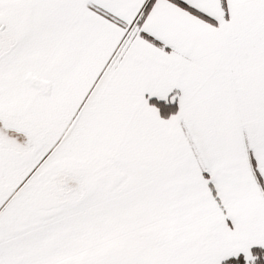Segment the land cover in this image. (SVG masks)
Instances as JSON below:
<instances>
[{
	"label": "snow or ice",
	"instance_id": "obj_1",
	"mask_svg": "<svg viewBox=\"0 0 264 264\" xmlns=\"http://www.w3.org/2000/svg\"><path fill=\"white\" fill-rule=\"evenodd\" d=\"M0 264H264V0H0Z\"/></svg>",
	"mask_w": 264,
	"mask_h": 264
}]
</instances>
